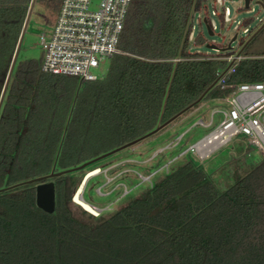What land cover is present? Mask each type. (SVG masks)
Listing matches in <instances>:
<instances>
[{
    "label": "trees",
    "instance_id": "16d2710c",
    "mask_svg": "<svg viewBox=\"0 0 264 264\" xmlns=\"http://www.w3.org/2000/svg\"><path fill=\"white\" fill-rule=\"evenodd\" d=\"M30 2L0 0V95ZM205 2L132 0L118 53L95 81L44 73L42 57L16 59L0 106V190L11 187L0 192V264H16L18 251L32 253L36 242L51 254L45 264H264V159L243 172L231 166L220 187L214 170L187 155L90 223L68 206L79 170L50 179V215L35 206L36 183L21 184L139 139L201 96L206 102L234 84L264 81V51H247L262 27L236 52L242 59L223 75L225 88L213 85L232 53L191 52V17ZM242 140L236 150L246 154L252 147Z\"/></svg>",
    "mask_w": 264,
    "mask_h": 264
},
{
    "label": "rangeland",
    "instance_id": "374dc122",
    "mask_svg": "<svg viewBox=\"0 0 264 264\" xmlns=\"http://www.w3.org/2000/svg\"><path fill=\"white\" fill-rule=\"evenodd\" d=\"M257 1L250 0L248 8H244L243 0H226L224 7L229 8L231 12V22L222 23L221 19L211 17L217 25V30L212 36L208 34L204 23L206 8L202 5L200 9L202 8L201 10H204V12L195 14L193 17L194 23L191 24L193 25V40H188L191 52L205 55L208 58L224 59L220 53L224 51L222 49L227 47L236 34L233 30L234 26L241 23L237 39L231 44L230 52L235 55L249 38L260 27L264 26L260 23L264 19V8L256 4ZM57 2L58 0L34 1L20 45L18 61H37L42 57L43 52L39 44V36L42 31L50 33L57 13V10L53 8ZM196 20L200 23H196ZM245 26L249 30H253L250 37L241 35V30ZM198 39L201 43L196 44ZM209 45H215L219 50L214 51L208 47ZM247 51H264V32L247 46ZM108 65L109 61L106 60L99 68L92 70V73L100 79L105 76ZM219 106H221V103L216 100L200 101L195 107L184 112L173 122L135 145L114 152L74 172L80 180L76 190L70 195L68 203L72 216L82 222L90 223L94 222L93 218H97L98 215H109L123 206L128 199L137 195L142 187L151 185L164 173L186 161L188 159L187 155L190 156L188 153L184 154L186 148L202 138L211 129L194 125L195 122L198 119L207 121L213 109ZM220 119V115H214L213 126H216ZM179 136H181V139L178 145L172 147V141ZM242 139H234L225 147L210 153L201 161L192 155L190 158L195 162L204 164L208 170H214L212 178L220 187H224L228 181L227 172L231 166L234 165L237 170L243 172L247 169L249 163L264 159V154L252 148L247 149L246 154L238 153L236 150L237 145H245ZM166 164L168 165L166 166ZM96 169L98 172L85 180V176ZM150 175L153 176L148 178ZM78 190H80L81 199L88 201L91 208H95L93 209L94 212L85 211L74 203L73 196ZM71 191L72 186L69 185V193ZM35 246V251L32 250V253L28 248H23L24 251H18L16 264H45L47 257L51 256L50 252L44 246L39 247L38 242L35 243Z\"/></svg>",
    "mask_w": 264,
    "mask_h": 264
},
{
    "label": "built area",
    "instance_id": "2783aa9c",
    "mask_svg": "<svg viewBox=\"0 0 264 264\" xmlns=\"http://www.w3.org/2000/svg\"><path fill=\"white\" fill-rule=\"evenodd\" d=\"M258 1L264 4V1ZM131 2L132 0H61L50 33L42 31L39 36L43 52L40 70L52 75L76 77L81 82L98 79L92 70L118 53L120 35ZM225 2L226 0H206L203 4L206 8L204 23L212 35L217 30V25L211 17L221 19L222 23L231 22V12L224 7ZM201 9L192 15L191 24L194 23L195 14L204 12ZM195 22L200 23L198 20ZM262 22L264 19L260 21ZM240 26L241 23H237L233 28L236 39ZM252 32L245 26L241 35L248 37ZM188 40H193V25ZM241 59L239 53L225 58L228 67L225 72L219 73L216 85L225 88L223 75L231 72ZM231 88L232 91L227 96L212 99L219 101L221 106L213 109L207 121L198 119L195 122L194 125L211 129L189 145L184 154L188 153L201 161L236 138L245 139L254 150L264 154V81L234 84ZM216 114L221 119L213 126ZM180 139L181 136L173 140L172 147L177 146Z\"/></svg>",
    "mask_w": 264,
    "mask_h": 264
},
{
    "label": "water",
    "instance_id": "95a60500",
    "mask_svg": "<svg viewBox=\"0 0 264 264\" xmlns=\"http://www.w3.org/2000/svg\"><path fill=\"white\" fill-rule=\"evenodd\" d=\"M34 1L35 0H31V2H30V5L28 7L27 14H26V17H25V20H24L20 35H19L16 47H15V50H14V53H13V56H12L10 67H9V70H8V73H7V76H6L2 91H1V95H0V106H1V102H2V99H3L4 93L6 91L9 79H10V75H11L12 69L14 67V64L16 62V59H17V56H18V53H19V49H20V45H21V42H22V38L24 36L25 30H26V27H27V24H28V20H29V17H30V14H31V11H32V8H33V5H34ZM249 2H250V0H243L244 8H248ZM257 4L260 5L262 8H264V4H262L260 1H258ZM262 27H264V26H262ZM262 27H260L252 37H254L260 31V29ZM206 29H207L208 34L210 36H212V33L210 32V30H209V28L207 26H206ZM235 40H236V35H234L232 37V39L230 40V42L228 43V45L226 47L227 50L231 49V44ZM208 47L210 49H212V50H216V51L219 50L215 45H209ZM216 81L213 83V85L216 84ZM202 97L203 96H201L195 103H193V105L199 103L202 100ZM193 105L187 107L186 109H184L183 111H181L180 113H178L174 117L170 118L169 120H167L163 124L157 126L153 131H151L150 133L146 134L145 136H143V137H141L139 139H136V140H134V141H132V142H130L128 144H125V145H123V146H121V147H119L117 149H114V150H112V151H110V152H108V153H106L104 155H101V156H99V157H97V158H95V159H93V160H91L89 162H86V163L82 164L81 166H79L77 168H72V169H69V170H66V171H62V172H58V173H53L52 172V173H50L47 176H43L41 178H36V179L30 180V181H27V182H24V183H21V184L36 183V185H35V206L39 210H41L42 212L50 215L55 210V189H54V183L50 179H52L54 177H59V176H61L63 174H66V173H69V172H72V171L81 170L84 167L88 166L89 164H92V163H94V162H96V161H98V160H100V159H102V158H104V157H106V156H108L110 154H113L114 152H117V151L122 150L124 148H128L130 146L135 145L136 143H138L141 140L145 139L146 137H149L150 135L158 132L160 129H162L166 125L170 124L171 122H173L177 117L182 115L188 109L192 108ZM9 188H11V187H9ZM9 188L1 189L0 192L4 191V190H7Z\"/></svg>",
    "mask_w": 264,
    "mask_h": 264
},
{
    "label": "bare ground",
    "instance_id": "6f19581e",
    "mask_svg": "<svg viewBox=\"0 0 264 264\" xmlns=\"http://www.w3.org/2000/svg\"><path fill=\"white\" fill-rule=\"evenodd\" d=\"M97 172H98L97 169H96V170H93L92 172H89L88 175L85 176V180H86L88 177H90V176L96 174ZM83 183H84V182H83ZM73 201H74V203H76L77 205H79L81 208H83L85 211H89V212H91V213L94 212L93 209H95V208H91L87 203H85V202L81 199V196H80V190H78V191L75 193V195L73 196Z\"/></svg>",
    "mask_w": 264,
    "mask_h": 264
}]
</instances>
